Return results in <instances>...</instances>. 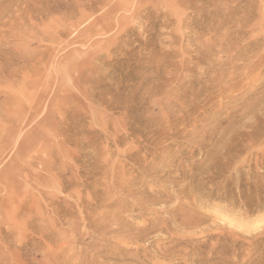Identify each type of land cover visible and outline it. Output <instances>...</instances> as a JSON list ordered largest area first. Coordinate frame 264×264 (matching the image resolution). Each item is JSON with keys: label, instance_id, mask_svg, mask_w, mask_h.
I'll return each instance as SVG.
<instances>
[{"label": "rangeland", "instance_id": "1", "mask_svg": "<svg viewBox=\"0 0 264 264\" xmlns=\"http://www.w3.org/2000/svg\"><path fill=\"white\" fill-rule=\"evenodd\" d=\"M0 264H264V0H0Z\"/></svg>", "mask_w": 264, "mask_h": 264}]
</instances>
